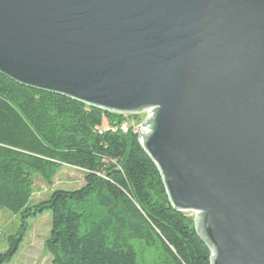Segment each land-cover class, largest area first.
I'll return each instance as SVG.
<instances>
[{
	"label": "water",
	"instance_id": "water-1",
	"mask_svg": "<svg viewBox=\"0 0 264 264\" xmlns=\"http://www.w3.org/2000/svg\"><path fill=\"white\" fill-rule=\"evenodd\" d=\"M0 74L117 115L209 264H264V0H0Z\"/></svg>",
	"mask_w": 264,
	"mask_h": 264
},
{
	"label": "trees",
	"instance_id": "trees-1",
	"mask_svg": "<svg viewBox=\"0 0 264 264\" xmlns=\"http://www.w3.org/2000/svg\"><path fill=\"white\" fill-rule=\"evenodd\" d=\"M133 117L0 74V209L20 216L0 264L16 255L28 220L47 210L52 264H209L194 216L170 206L137 135L120 130ZM64 167L80 170L82 185L32 201L35 179L52 186Z\"/></svg>",
	"mask_w": 264,
	"mask_h": 264
},
{
	"label": "rangeland",
	"instance_id": "rangeland-1",
	"mask_svg": "<svg viewBox=\"0 0 264 264\" xmlns=\"http://www.w3.org/2000/svg\"><path fill=\"white\" fill-rule=\"evenodd\" d=\"M133 118L125 120L137 123L143 120V114H132ZM83 174L75 168L64 167L55 177L53 185H45L39 178L35 179L32 201L45 199L52 188L75 189L82 185ZM193 216L192 212H188ZM19 214L7 209H0V252L7 248V237L14 234L19 227ZM51 227V213L49 210L42 215L28 220V228L24 239L14 258L7 264H52V259L46 250V239Z\"/></svg>",
	"mask_w": 264,
	"mask_h": 264
},
{
	"label": "built area",
	"instance_id": "built-area-1",
	"mask_svg": "<svg viewBox=\"0 0 264 264\" xmlns=\"http://www.w3.org/2000/svg\"><path fill=\"white\" fill-rule=\"evenodd\" d=\"M148 112H149L148 110H144L143 112L138 113V114H143L144 118H145L147 116ZM135 115H137V114H135ZM144 118H143V120H140L137 123L122 121L119 125V128L123 132H127L128 130H131L134 134H137L143 128ZM116 129L117 128L115 126L114 128L111 129V131H115ZM98 132L102 133V130H99Z\"/></svg>",
	"mask_w": 264,
	"mask_h": 264
}]
</instances>
